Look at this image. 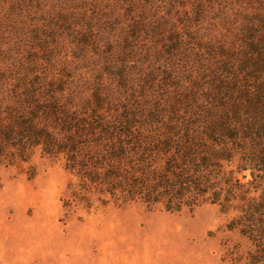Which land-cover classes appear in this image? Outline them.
I'll return each instance as SVG.
<instances>
[{
  "label": "rangeland",
  "instance_id": "obj_1",
  "mask_svg": "<svg viewBox=\"0 0 264 264\" xmlns=\"http://www.w3.org/2000/svg\"><path fill=\"white\" fill-rule=\"evenodd\" d=\"M216 41L244 53L255 43L253 56L264 60V0H0L1 50L38 64L50 53L49 72L65 68L76 79L99 69L121 103L167 104L190 80L201 82L212 64L205 49ZM236 177L251 180L249 170ZM76 183L63 160L38 151L0 169V264H264L230 228L236 212L77 200L67 208ZM263 189L260 180L249 196Z\"/></svg>",
  "mask_w": 264,
  "mask_h": 264
},
{
  "label": "trees",
  "instance_id": "obj_2",
  "mask_svg": "<svg viewBox=\"0 0 264 264\" xmlns=\"http://www.w3.org/2000/svg\"><path fill=\"white\" fill-rule=\"evenodd\" d=\"M237 47L207 44L206 78L190 80L167 104L134 105L117 100L99 69L76 79L65 68L50 73V53L38 64L0 49V169L29 163L37 151L63 160L77 180L67 208L75 200L169 213L216 205L238 213L230 228L264 260V191L249 196L264 180V60L253 56L255 43L246 53ZM245 170L251 180L241 183Z\"/></svg>",
  "mask_w": 264,
  "mask_h": 264
}]
</instances>
